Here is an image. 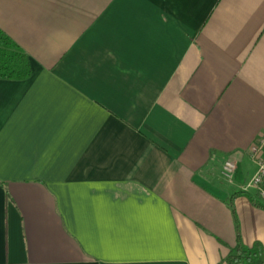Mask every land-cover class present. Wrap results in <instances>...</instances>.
Listing matches in <instances>:
<instances>
[{
	"label": "crops",
	"instance_id": "1",
	"mask_svg": "<svg viewBox=\"0 0 264 264\" xmlns=\"http://www.w3.org/2000/svg\"><path fill=\"white\" fill-rule=\"evenodd\" d=\"M0 29L32 69L0 77V264H264V0H0Z\"/></svg>",
	"mask_w": 264,
	"mask_h": 264
},
{
	"label": "trees",
	"instance_id": "2",
	"mask_svg": "<svg viewBox=\"0 0 264 264\" xmlns=\"http://www.w3.org/2000/svg\"><path fill=\"white\" fill-rule=\"evenodd\" d=\"M32 73L30 62L24 50L0 29V77L25 79ZM262 255L259 245L247 247L240 244L227 258L229 264H256Z\"/></svg>",
	"mask_w": 264,
	"mask_h": 264
},
{
	"label": "built area",
	"instance_id": "3",
	"mask_svg": "<svg viewBox=\"0 0 264 264\" xmlns=\"http://www.w3.org/2000/svg\"><path fill=\"white\" fill-rule=\"evenodd\" d=\"M251 155L256 160L258 168L249 181L245 184V190L254 188L262 204H264V135L259 137L251 147ZM237 169V163L232 159H227L223 164L222 174L224 178L231 181Z\"/></svg>",
	"mask_w": 264,
	"mask_h": 264
}]
</instances>
